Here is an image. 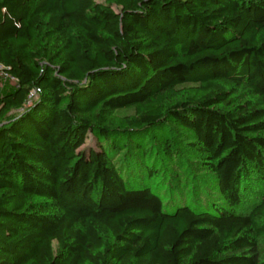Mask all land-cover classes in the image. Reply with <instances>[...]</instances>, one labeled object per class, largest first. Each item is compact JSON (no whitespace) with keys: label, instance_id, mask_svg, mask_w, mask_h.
I'll use <instances>...</instances> for the list:
<instances>
[{"label":"trees","instance_id":"trees-1","mask_svg":"<svg viewBox=\"0 0 264 264\" xmlns=\"http://www.w3.org/2000/svg\"><path fill=\"white\" fill-rule=\"evenodd\" d=\"M110 1L0 0V264H264V0Z\"/></svg>","mask_w":264,"mask_h":264},{"label":"rangeland","instance_id":"rangeland-1","mask_svg":"<svg viewBox=\"0 0 264 264\" xmlns=\"http://www.w3.org/2000/svg\"><path fill=\"white\" fill-rule=\"evenodd\" d=\"M98 3H110V0H95ZM114 8L116 11H120L119 7L114 5ZM36 98L35 95L32 96L33 100ZM20 111V110H19ZM17 111H12L8 114V116H11L15 114ZM98 145L96 138L93 136V134L89 133L88 137L84 143V145L80 148V150H89L91 148H96ZM176 178L180 179L179 186L176 185ZM213 183V178L211 175L207 174L203 170H184L179 177H174L173 173L171 171H167L166 173H163L160 177L151 180L152 185H161L160 187V193L164 195L165 197L170 196V186H178L179 189H177L178 193L189 195L199 189L198 193L202 192V189L204 187H207L208 189L211 188ZM207 185V186H206ZM255 202V201H254Z\"/></svg>","mask_w":264,"mask_h":264},{"label":"built area","instance_id":"built-area-1","mask_svg":"<svg viewBox=\"0 0 264 264\" xmlns=\"http://www.w3.org/2000/svg\"><path fill=\"white\" fill-rule=\"evenodd\" d=\"M0 77L2 81H11L14 84L18 83V79L4 70V67L0 65ZM1 85V84H0Z\"/></svg>","mask_w":264,"mask_h":264}]
</instances>
